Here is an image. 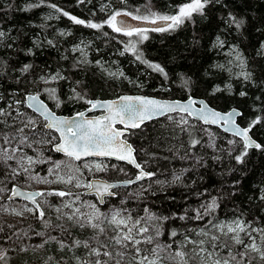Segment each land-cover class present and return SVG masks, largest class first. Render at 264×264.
Returning <instances> with one entry per match:
<instances>
[{
    "label": "trees",
    "instance_id": "trees-1",
    "mask_svg": "<svg viewBox=\"0 0 264 264\" xmlns=\"http://www.w3.org/2000/svg\"><path fill=\"white\" fill-rule=\"evenodd\" d=\"M187 2L0 0V31L5 33L0 40V108L12 113L11 117H0V120L7 119L11 124L12 117H15L16 126H21V116H17L16 110L37 116L25 106L24 97L28 92L38 93L56 113L66 115L85 108L90 98L115 97L124 92L177 99L194 96L205 98L210 105L221 110L239 108L242 115L238 117V123L244 126L261 117V123L250 132L259 144L264 145V49L261 47L264 45V0H219L208 5L204 15H194L175 29H147V39L114 32L104 24L116 11L147 15L151 19L153 13L174 15L179 5ZM37 4L39 7L23 10L27 5ZM49 5H56L62 11L58 12ZM63 12L103 26L93 29L75 24ZM229 13L242 20L243 26L237 28L226 24ZM132 44H135L136 52L125 51ZM232 46L242 57L235 59V63L244 62L243 68L251 73V80L245 81L242 76L235 75V71L227 69L228 55L225 52ZM137 55L141 59H137ZM26 64L32 67L22 74L19 70ZM148 64H159L166 75L154 71ZM57 73L64 78L48 84L40 80V77ZM185 80L189 83L185 84ZM216 87L222 90L213 94ZM51 88L56 90L59 107L57 101L44 91ZM242 91L247 95L240 96ZM76 93L82 98H77ZM16 101L22 103L16 104ZM187 119L189 125L185 126V131L168 116L129 131L128 138L136 149L137 158L154 175L130 186H141L142 189L139 195L120 202L125 213H130L134 219L146 218L149 213L157 217L147 223L154 231H161L158 242L172 244L173 250L184 243L185 235L195 240L203 239L196 235V230L204 227L207 216L197 220L195 215L197 210L203 212L213 199L218 207L209 214L211 218L209 216L208 220L232 219L243 213L246 220L253 222V227L264 226V201L258 199L261 188H264V151L248 149L243 162L238 163L235 157L244 150L240 139L235 137L236 148L230 149L227 143L231 135L216 127H206L190 117ZM206 129L215 133L213 143L209 141ZM0 131L9 133L14 128L0 124ZM192 139L200 143L192 147ZM25 150L33 153L31 148ZM38 150L44 151L42 148ZM46 150L44 152L51 157L59 156L52 146ZM189 154H195L203 162L187 161ZM108 164L110 167L115 164V168L107 173L109 178L122 179L136 172L122 163L109 161ZM179 168L182 169L180 175L177 174ZM33 171L37 173L38 169ZM21 180H5V184L8 187ZM87 196L101 205L94 195ZM109 201L119 202L117 196ZM44 211L46 219L58 221L53 209L44 206ZM180 216L186 218L181 220ZM165 217L167 219H163ZM4 222L0 214V226H3L0 250L6 252L5 260H0V264H75L74 255L87 258L85 249H75V253L68 248L61 250L56 242H49L43 248H24L18 242L19 235L25 241L33 238L22 236L21 227L14 224L9 227L10 224ZM32 223L37 224V229L43 226L39 219ZM172 231L177 232L176 237H171ZM52 233L66 244H71L74 238L84 239L93 234L89 229L74 226L69 234L58 229ZM253 235L260 243L259 236ZM190 247L191 244L184 249L188 253L186 259L188 264H196L189 252ZM171 251H165L162 257H168ZM163 264H176V261L166 258ZM254 264H260L258 259Z\"/></svg>",
    "mask_w": 264,
    "mask_h": 264
},
{
    "label": "snow or ice",
    "instance_id": "snow-or-ice-1",
    "mask_svg": "<svg viewBox=\"0 0 264 264\" xmlns=\"http://www.w3.org/2000/svg\"><path fill=\"white\" fill-rule=\"evenodd\" d=\"M83 2V0H81ZM219 2V0H188L178 7L174 15H157L149 16H135L128 12L116 11L104 21V24L112 28L114 32L123 33L126 36L133 35L140 36L142 39H147L145 32L147 29L134 28L123 25L117 18L121 15H132L134 20L150 21L156 24L158 21L168 22L165 26L153 28L152 31H166L175 29L184 23L185 20H190L194 15H204L205 9L208 5ZM43 3V0H41ZM32 7H39V5H27L23 10L28 11ZM56 11H62L56 5H49ZM64 16H68L75 24H82L89 28L100 29L103 25L91 21L85 22L69 13L63 12ZM228 25H235L237 28L243 26V21L238 19L232 13L228 14L225 19ZM120 24V26H118ZM5 33L0 31V40L4 38ZM219 39V38H218ZM51 43V41H49ZM221 46L222 42H221ZM264 49V45L261 46ZM136 52L135 44L125 51ZM29 52L31 50L29 49ZM239 59V56L237 57ZM137 59H141L137 55ZM99 63V62H97ZM144 63H148L144 61ZM154 71L164 73V69L159 64H148ZM31 65H24L19 71L27 73ZM222 67V66H218ZM240 67H244V62L241 60ZM2 71V68H0ZM110 75L115 76L116 73ZM123 75V73H120ZM166 75V74H165ZM240 76L245 81L251 80V73L241 72ZM59 73L52 75L50 78L40 77V80L48 84L52 81L63 79ZM185 84L189 81L185 80ZM222 89L216 87L213 90L219 92ZM54 100L57 101L59 107V100L56 97V90L54 88L44 89ZM75 92V89H73ZM246 92H241L240 96H246ZM77 98L80 97L76 93ZM27 107L37 114L34 118L27 116L22 120L21 126H16V118L12 117V123L9 124L7 119L0 120V124H5L6 127L14 128V131L5 133L0 131V164L4 165L6 171L3 174V179H0V193L9 191L5 180L16 181L23 177L25 181H33L36 183L53 184L59 183L70 185L75 188H85L88 192L94 193L102 205L106 202V197H115L117 194L111 189L117 188L119 185L114 183H107L103 181H84L82 179L84 173L82 167L89 172L105 171L107 166L102 162L87 161L89 157H114L117 160L127 161L140 169L139 174L135 180H128L124 184H132L136 181L149 178L154 175L151 172H145L141 165L136 162L133 156L134 149L122 137L125 135V130L136 129L141 127L145 121L151 120L154 117L168 116L177 126L181 127L182 131L187 130L185 126L189 125L188 117L198 119L204 124H215L224 128V131L231 132L234 136L239 137L243 141L244 150L235 157L238 163L243 162V158L248 154V149H259L264 151V145L254 141L249 132L251 129L261 123V117H256L251 120L248 127L241 128L236 123V117L242 115L240 111L233 108L229 112L222 114L213 110L204 101H199V108L194 107L197 103L191 97L187 102L181 103L178 101H161L157 99L145 97H131L123 96L120 102H91V107L102 108L106 115L97 117L95 119H85L83 112L77 113L75 118H63L57 116L51 111L48 106L39 99V94H28L26 96ZM16 104L22 101H16ZM12 106L9 105V108ZM17 111V116H24L25 114ZM177 113L179 118L170 115ZM10 111H5L0 108V117H11ZM39 118H42L40 120ZM117 124L123 125V129H118ZM194 127V126H193ZM58 135H52V133ZM54 141H58L53 144ZM200 143L197 139L191 140V146L195 147ZM230 143H232L230 141ZM52 144L53 149L57 153H63L67 157V161L51 162L50 158H43V152L38 151V145ZM25 148H31L37 153L36 157L27 155ZM15 164L13 167L12 163ZM84 161L81 165L76 162ZM51 162V167L48 169L47 176H40L39 173L33 171L34 166L38 164H47ZM66 169L64 174L61 171ZM121 171H123L121 169ZM49 176H54V179H49ZM178 178V177H177ZM11 195L9 200L15 197H22L28 201L33 207L24 206L23 211L11 209V213L17 216H23L24 212L32 213L39 219L45 231L38 232L36 235L45 237L43 242L36 245V248H43L49 242H56L61 250L68 248L69 251L75 253V249L83 248L87 252V258L74 255L75 264H163L164 259H172L176 264H188L186 259L188 253L184 251L187 245H193L192 253L199 258L200 264H254L258 258L259 262L264 264V226L253 227V222L246 220L241 213L233 220L228 222H213L208 220L204 227L196 230V235L204 237V239L193 240L191 237L185 235V241L176 249H172V244H161L158 242V237L161 235L157 229L155 235L151 234L150 225L147 221L157 219L151 213L148 216L133 218L131 214H123L120 208H111L107 212H102L96 203L85 202L81 199L80 193H73L64 190H49V191H22L19 187L13 186L11 188ZM49 196H56L61 198L59 206L52 205L46 198ZM37 198H42L38 200ZM67 198V199H65ZM258 199L264 201V188H261V195ZM123 203V201H121ZM42 204L54 208L57 213L56 220L62 223H53L46 219V213L42 208ZM218 207L216 200L204 207V211L197 210L195 219L203 220L211 212ZM4 211L9 209L4 208ZM148 212L147 209H145ZM38 214V215H37ZM185 216H180L179 219L184 220ZM167 219V217L163 218ZM71 223L72 226L78 227L81 230L89 229L93 236L87 240L73 239L71 244H66L64 240L57 236L47 234V229L53 231L59 229L61 233L67 232L65 223ZM12 227V225H9ZM3 231V226H0V232ZM257 234L260 243H257ZM27 235V234H26ZM177 232L172 231L171 237H176ZM247 242H246V239ZM151 246V247H149ZM172 250L168 257H162V253ZM27 251V249H21ZM252 254H256L255 257ZM6 252L0 250V260H5ZM52 259L51 257L49 258Z\"/></svg>",
    "mask_w": 264,
    "mask_h": 264
},
{
    "label": "rangeland",
    "instance_id": "rangeland-1",
    "mask_svg": "<svg viewBox=\"0 0 264 264\" xmlns=\"http://www.w3.org/2000/svg\"><path fill=\"white\" fill-rule=\"evenodd\" d=\"M103 7L106 8V6H102L101 8H103ZM177 10H178V8H177ZM225 53L228 55L226 57L227 69H229L231 71H235V75H237V76L240 75L241 72H245V69L240 67V64L241 63H239V64H236L235 63V59H238L237 58L238 56H239V59H242V57L240 56V54L235 50V47L232 46V47L228 48ZM50 77L51 76L46 77V78H50ZM170 115L176 117L177 119L179 118V116H178L177 113L170 114ZM27 116H30V115L21 116L19 118V121L21 122L22 120L26 119ZM32 117L35 118L36 116H32ZM39 119L42 120L41 118H39ZM206 127H210V126H206ZM205 132H206V134L208 136L209 141L211 143H213L216 140L215 133L212 130H210V129H208V130L206 129ZM127 138H128V136H127ZM128 140H129V138H128ZM230 141L232 143H230ZM56 142L57 141H54L53 144L56 143ZM236 143H237V139L235 137L231 136L229 138V140H228L227 147L230 148V149H235L236 148ZM48 146H52V144L38 145L36 147H37V149L42 148V149H44V151H47L46 148ZM38 151H40V150H38ZM44 151H42L43 152V158H46V159L47 158H50V161L51 162L67 161V157H65L63 155H60L59 154V156H57V157H53V156L51 157L50 155H48ZM25 152L27 153V155H30V156H33V157H36V155H37V153L34 152V151H33V153H28V151L25 150ZM86 160L87 161L102 162L104 165L107 166V169L105 171H92V172H89L86 168H83L82 167V171L84 173L82 179L84 181H89L91 177H100V178H105V179H113V178L107 177L108 176L107 173H108V171L111 168H113V167L115 168V164H113L112 167H110V165L108 164L109 163V160H107V159H101V160H99V159H86ZM186 160L189 161V162H191V163H194V164H201L203 162V159L202 158H199L195 154H189L186 157ZM51 162L50 163H47V164H38V165H35L36 167L34 166V169L33 170H35V168H37L38 169L37 173H39L40 176H47L48 175V169H49V167H51ZM9 163H12L13 167H15V164L13 162L10 161ZM83 163H84V161L76 162V164L81 165V166H82ZM1 171H3L2 174H1ZM5 171H6V169H5L4 165L0 164V179L3 178V174H4ZM66 171H67L66 169H63L61 171V174H64ZM181 173H182V169L179 168L177 170V174L180 175ZM48 178L49 179H54V176H49ZM123 178H128V176H125ZM20 179H22L20 182H16L13 185L7 187L9 189V191H7L5 193H0V214H2V218L5 221L4 223L10 224V225L14 224V225H17L18 227H21L22 230L20 231V233H22V236H31L33 238L31 241H25L24 239L21 238V235H19L20 237H18V242H20L21 245L23 244L24 245L23 246L24 248L35 247L36 245H39L41 243V241L45 237H40V236L36 235V233L45 231V229H44L43 226L41 228H38V229L35 228V227H37V224H34L32 222L35 221L37 218H36V215H33L32 213L24 212L23 216H17V215H14V214L11 213V209H16L17 211H23L25 205H27L28 207H33V205H31L30 203L25 202V201H21V200H9L8 199V196L10 194V190H11V188L13 186L18 185V186H20V187H22L24 189H27V190L37 189V190H40V191H49V190L55 189V190L71 191L73 193H80L81 194V199L83 201L96 203L97 206L101 209L102 212H107L109 209L115 207V208L122 209L124 215H127V214L125 213L124 208L120 204V202L123 199L130 198V197H134V196L139 195L140 194V191L142 189L141 186H138V187H122V188H119L117 191H115V193L117 194L116 195L117 196V200L119 202H116V201H111L110 202L109 201V198H111V197H109V198L106 197L105 198L106 202L104 203V205L101 206V205H98V203L94 199H92L91 197H88L86 194H84V195L82 194L83 193V190H85V188H75V187H72L70 185H64V184H59V183H53V184L36 183V182H33V181H25L23 177H20ZM0 186H3V185H0ZM37 199L40 200L42 198H37ZM46 199L52 205L59 206L61 204V198L60 197L49 196ZM65 199H67V198H65ZM13 202L15 204H13ZM3 204H6V206H3ZM41 206H42L43 209H44V206H45L48 209H53L54 210V208H50L46 204H42ZM4 208L9 209V211H4L3 210ZM54 213L57 216V213L55 212V210H54ZM209 216L210 215H208L206 217V220L204 221L203 224H206L207 223ZM210 218H211V216H210ZM233 219L234 218H232V219H223V220L220 219V220H214L213 222H228V221H231ZM52 222L53 223H62V221H55V220H53ZM64 223H65V227L68 229V231L66 232V234H69L70 231L72 230V224L71 223H68V222H64ZM46 231H47V234L53 235V233H52L53 230L52 229H47ZM150 231H151V234L155 235V231L153 229L150 228ZM160 233H161V231H160ZM92 236H93V234L88 235L84 239H80L79 236H77V237H79V240L83 241V240L89 239ZM160 236L158 237V240H159ZM201 238L204 239V237H201ZM193 240H195V239H193ZM246 242H247V239H246ZM159 243L164 244L162 241H160ZM192 248H193V245H191V247L189 248V252L191 253L192 258L195 260V263L196 264H200L199 258L196 257L192 253V251H191ZM168 255H170V252H169ZM252 255L255 257L256 254H252ZM85 256H87V252L85 253ZM169 260L170 261H174L172 259H169ZM258 262H259V260H258ZM260 264H262V262H260Z\"/></svg>",
    "mask_w": 264,
    "mask_h": 264
},
{
    "label": "water",
    "instance_id": "water-1",
    "mask_svg": "<svg viewBox=\"0 0 264 264\" xmlns=\"http://www.w3.org/2000/svg\"><path fill=\"white\" fill-rule=\"evenodd\" d=\"M117 20L119 22H122L123 25H127V26H131V27H134V28H142V29H153V28H156V27H160V26H165L168 22H164V21H158L156 24H152L150 23V21H142V20H134L132 19V16L131 15H128V16H125V15H121L117 18ZM118 26H120V24H118ZM28 94H36L34 92H28L26 93L25 97H24V103H25V106L27 107V101H26V96ZM123 96H131V97H145V98H151V99H157V100H161V101H178V102H181V103H185L188 101V99L191 97L192 99H194L195 101H197V103L194 105V107L196 108H199V101H204L206 102V100L204 98H198V97H193V96H189V97H186L185 99H166V98H161V97H157V96H154V95H148V94H142V93H122V94H119L115 97H109V98H99V97H93V98H90L89 101L91 102H117L119 103L120 102V98L123 97ZM39 99L41 101H43L40 97ZM44 102V101H43ZM45 103V102H44ZM207 103V102H206ZM46 104V103H45ZM208 104V103H207ZM47 105V104H46ZM210 108H212L213 110H216L222 114H225L227 112H229L231 109L233 108H237V107H230L228 109H225V110H221V109H218V108H215L213 107L212 105L208 104ZM48 106V105H47ZM28 108V107H27ZM48 108L53 111L57 116L59 117H63V118H75V119H79V117H77V113L79 112H83L85 114V119H95L97 117H101V116H104L106 115V112L104 109L102 108H95L93 109L91 107V104L88 103V105L83 108L82 110H78L70 115H66V114H59V113H56V111H54L52 108H50L48 106ZM29 109V108H28ZM239 109V108H237ZM30 111H32L31 109H29ZM240 111V109L238 110ZM241 112V111H240ZM35 114V113H34ZM171 114H175V113H171ZM37 115V114H36ZM167 116V115H165ZM160 117H163V116H160ZM155 118H159V117H154L153 119ZM42 119V118H41ZM196 121H199L201 122L203 125L205 126H210V127H216V128H219L220 130H222L223 132L225 133H228V134H231L233 135L231 132H226L224 131V128L221 127V126H218V125H215V124H204L202 121L198 120V119H195V118H192ZM236 119V123L241 127V128H246L248 126H242L238 123L237 119L238 117L235 118ZM149 121V120H148ZM148 121H145L144 123L148 122ZM142 126V125H141ZM116 127L118 129H123V125H120V124H117ZM137 129V128H136ZM130 130H134V129H127L125 130V135L122 137V139H125L126 142L128 144H130L132 146V148L134 149V152H133V156L135 157L136 159V162L138 164L141 165V168L145 171V172H148L142 165L141 161L137 158V154H136V149L134 147V145L128 140L127 138V135L129 133ZM56 134V133H55ZM58 135V134H56ZM249 136L254 140L256 141L257 143H259L251 134V132H249ZM238 139H240L239 137H236ZM241 140V139H240ZM58 142V141H57ZM242 144H243V141L241 140ZM52 149H53V145H52ZM57 153V152H56ZM60 155H63V153H58ZM64 156V155H63ZM86 159H107L109 161H112V162H116V163H122V164H125L131 168H133L135 171H136V175L132 176V177H128V178H122V179H105V178H100V177H91L89 181H103V182H107V183H114V184H118L119 186L117 188H114V189H111L112 192H115L117 191L119 188H122V187H130L132 186L133 184H136V183H139L143 180H146L147 178L145 179H142V180H139V181H136L135 183H132V184H124L123 182L125 181H128V180H135L136 176L139 174V171L140 169H137L134 165L128 163L127 161H122V160H117L115 159L114 157H89V158H86ZM16 187H19L22 191H26V192H35V191H40V190H37V189H34V190H27V189H24L18 185H15ZM83 194H86V195H94L96 197V195L94 193H91V192H88L86 189L83 190ZM11 195V191H10V194ZM97 198V197H96ZM109 198V197H108ZM12 200H21V201H25V202H28L26 200H24L22 197H15L14 199ZM98 200V199H97ZM99 202V201H98ZM29 203V202H28ZM100 204V203H99ZM103 205V204H102Z\"/></svg>",
    "mask_w": 264,
    "mask_h": 264
},
{
    "label": "bare ground",
    "instance_id": "bare-ground-1",
    "mask_svg": "<svg viewBox=\"0 0 264 264\" xmlns=\"http://www.w3.org/2000/svg\"><path fill=\"white\" fill-rule=\"evenodd\" d=\"M123 13V12H122ZM132 16V15H131ZM34 93H36V92H34ZM124 93H130V92H124ZM36 94H38V93H36ZM122 94V93H121ZM39 97L48 105V103L39 95ZM194 97V96H193ZM198 98H201V97H198ZM166 99H169V100H171V99H177V98H166ZM205 99V98H204ZM206 100V99H205ZM206 102L208 103V104H210L207 100H206ZM49 106V105H48ZM50 107V106H49ZM51 108V107H50ZM237 109V108H236ZM237 110H239V109H237ZM159 118H161V117H159ZM191 118V117H190ZM155 119H158V118H155ZM155 119H151V120H149V121H152V120H155ZM192 119V118H191ZM148 121V122H149ZM237 121H238V119H237ZM148 122H146V123H148ZM146 123H144V124H146ZM143 124V125H144ZM240 124V123H239ZM241 125V124H240ZM242 126H244V125H242ZM247 126V125H246ZM228 134V133H227ZM228 135H231V134H228ZM231 136H234V135H231ZM234 137H236V136H234Z\"/></svg>",
    "mask_w": 264,
    "mask_h": 264
},
{
    "label": "clouds",
    "instance_id": "clouds-1",
    "mask_svg": "<svg viewBox=\"0 0 264 264\" xmlns=\"http://www.w3.org/2000/svg\"><path fill=\"white\" fill-rule=\"evenodd\" d=\"M80 110H82V109H80ZM134 175H136V172H135V174H134ZM134 175H133V176H134ZM131 177H132V176H131Z\"/></svg>",
    "mask_w": 264,
    "mask_h": 264
}]
</instances>
